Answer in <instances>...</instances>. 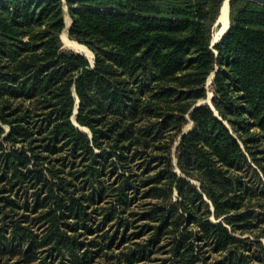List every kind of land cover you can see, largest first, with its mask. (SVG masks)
<instances>
[{
	"label": "trees",
	"instance_id": "1",
	"mask_svg": "<svg viewBox=\"0 0 264 264\" xmlns=\"http://www.w3.org/2000/svg\"><path fill=\"white\" fill-rule=\"evenodd\" d=\"M221 2L0 0V264H264V3L211 46Z\"/></svg>",
	"mask_w": 264,
	"mask_h": 264
},
{
	"label": "bare ground",
	"instance_id": "2",
	"mask_svg": "<svg viewBox=\"0 0 264 264\" xmlns=\"http://www.w3.org/2000/svg\"><path fill=\"white\" fill-rule=\"evenodd\" d=\"M228 2L225 1V5L223 7V15L225 16L224 26L220 27L217 30L214 29V32H215V33H213V40L214 41L220 39V36L223 34L224 30L227 27L228 22L226 20V16H227L228 11H229V3ZM69 22H70L69 20L66 22V25H65L66 28L68 27ZM65 29L61 33V37H60L61 40L63 41V43L69 45L74 50L79 51L81 54L85 55L89 59V61L92 60V52L85 45H83V44H81V43H79V42H77L75 40L69 39V37L67 35V30H65Z\"/></svg>",
	"mask_w": 264,
	"mask_h": 264
},
{
	"label": "water",
	"instance_id": "3",
	"mask_svg": "<svg viewBox=\"0 0 264 264\" xmlns=\"http://www.w3.org/2000/svg\"><path fill=\"white\" fill-rule=\"evenodd\" d=\"M225 1H227V2L229 1L230 2V0H222L221 6H220V9H219V13H218L217 18H216V20L214 22V25H213V28L216 29V30L219 29L220 27H223L224 26L225 16L223 15V7L225 5ZM255 1H258L260 3H264V0H255ZM226 20L228 22L226 29L224 30L223 34L220 36V39L219 40L214 41L213 38H212V40H211V46H214V45L220 43L222 41L223 37L226 35V33L229 30V27H230V3H229V11H228V14L226 16ZM70 25H71V19H70V22L68 24V27ZM78 53H80V52L78 51ZM90 62H91L92 65L94 64V55H93V53H92V60H90ZM214 73H215V71L212 72L211 77L214 75ZM208 103L211 105L210 99L208 100ZM200 104H203V103H198L196 105H200ZM76 111H77V108H75V111L74 112L76 113ZM73 122H75V117H73ZM76 126H78V125L76 124Z\"/></svg>",
	"mask_w": 264,
	"mask_h": 264
},
{
	"label": "rangeland",
	"instance_id": "4",
	"mask_svg": "<svg viewBox=\"0 0 264 264\" xmlns=\"http://www.w3.org/2000/svg\"><path fill=\"white\" fill-rule=\"evenodd\" d=\"M239 3V2H238ZM70 21V16H69V14L66 12V8H65V13H64V21H65V25H66V22L68 21V20ZM66 27H64V29H65ZM68 28L69 27H67L65 30H67L68 31ZM60 37H61V35H60ZM70 38V37H69ZM71 39V38H70ZM62 41V40H61ZM62 45H63V47L64 48H67V49H72V50H74L73 48H71L69 45H67V44H65V43H63V41H62ZM74 51H76V50H74ZM76 52H78V51H76ZM215 74V73H214ZM213 77H214V75L211 77V75H209L208 76V78H207V80H206V82H205V89H206V97L204 98V99H200L199 101H198V103H208V100L210 99V101L212 100V97H213ZM209 104V103H208ZM190 128V123H188L187 125H185V127H184V129H183V131L184 132H186V131H188V129ZM84 129V131H87V129L86 128H83ZM176 159H174V161H175ZM195 182V181H194Z\"/></svg>",
	"mask_w": 264,
	"mask_h": 264
},
{
	"label": "built area",
	"instance_id": "5",
	"mask_svg": "<svg viewBox=\"0 0 264 264\" xmlns=\"http://www.w3.org/2000/svg\"><path fill=\"white\" fill-rule=\"evenodd\" d=\"M75 5H76V3H75Z\"/></svg>",
	"mask_w": 264,
	"mask_h": 264
}]
</instances>
